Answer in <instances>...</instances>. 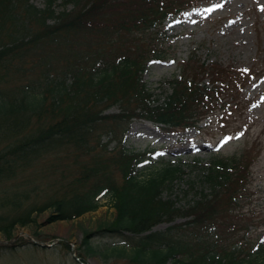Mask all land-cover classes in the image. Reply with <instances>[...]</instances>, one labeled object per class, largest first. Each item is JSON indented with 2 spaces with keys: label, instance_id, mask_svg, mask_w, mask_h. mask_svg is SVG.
Instances as JSON below:
<instances>
[{
  "label": "trees",
  "instance_id": "trees-1",
  "mask_svg": "<svg viewBox=\"0 0 264 264\" xmlns=\"http://www.w3.org/2000/svg\"><path fill=\"white\" fill-rule=\"evenodd\" d=\"M28 1L0 0V188L12 181L17 188L0 205L19 215L0 227L6 240L14 225L35 223V212L48 211L50 223L70 221L97 210L105 197L115 217L83 232L76 254L83 262L100 255L126 264H264V245L246 241L255 222L245 212L255 158L249 152L214 155L202 181L209 194L178 209L163 193L181 178L180 166L166 163L141 179L142 155L108 151L101 141V130L119 141V125L132 120L167 133L197 127L208 116L224 126L241 120L246 80L231 67L188 58L162 101L141 81L149 62L168 58L165 19L194 0H62L71 9L59 13L54 0L44 9ZM114 106L120 112L107 114ZM45 180L38 193L36 182ZM32 195L42 202L24 207ZM178 217L188 220L153 231ZM106 238L125 245L95 248L93 240ZM21 244L35 247L20 240L0 251Z\"/></svg>",
  "mask_w": 264,
  "mask_h": 264
},
{
  "label": "rangeland",
  "instance_id": "rangeland-1",
  "mask_svg": "<svg viewBox=\"0 0 264 264\" xmlns=\"http://www.w3.org/2000/svg\"><path fill=\"white\" fill-rule=\"evenodd\" d=\"M47 0H29L28 3L38 9L46 7ZM56 13L70 10L62 0L53 1ZM264 0H194L191 7L179 14L168 16L162 26L166 41L165 60L147 64L141 81L152 94L153 100L162 101L169 93V82L180 76L179 66L188 58H195L207 65L217 64L223 68L231 67L245 75V84L241 97L247 106L241 111L238 124H216L215 118H206L197 128L187 131L167 133L161 125L145 120H132L120 124L119 141L112 139V133L101 130V141L107 144V150L120 147L125 151L142 155L143 159L136 166L141 179L166 163L180 166L183 174L173 182L170 190L163 193V198L171 200L178 209H185L198 201L202 194H209V188L202 183L206 167L214 155L231 157L249 152L253 162L250 167L248 194L249 203L245 212L255 219L254 225L246 234V241L264 245ZM15 85H9L7 91ZM10 94V93H9ZM243 100V101H244ZM243 107V105H241ZM120 110L112 107L106 113L117 114ZM230 128H235L233 131ZM232 131V132H231ZM122 135V136H121ZM231 138V139H228ZM227 139V143L224 141ZM1 147V145H0ZM245 151V152H244ZM252 161V160H251ZM19 182V181H18ZM6 190L0 188V199L11 198L15 181L6 183ZM38 189L46 186L37 181ZM31 189V187H27ZM1 192H5L4 198ZM39 195V194H38ZM14 196V194L12 195ZM40 197V196H39ZM15 198V197H13ZM41 198H32L24 207L32 203H41ZM97 210L86 213L70 221L48 222L49 212L32 214L35 223L25 226L16 224L10 229L11 243L20 240L35 244H21L12 249L0 251V264H126L125 260L108 258L100 255L85 258V262L76 256L80 252L83 232H94L100 226L113 221L115 209L109 198H101ZM8 207H1L0 227L10 223L13 217ZM188 218L178 217L171 223H159L153 231H165L173 224L183 223ZM27 233L30 238L24 236ZM6 240L0 232V241ZM124 246L121 239L93 240L96 248L106 242ZM59 243H66L69 249ZM40 244L44 246H40ZM1 245V244H0ZM37 245V246H36ZM101 244L99 249L101 250Z\"/></svg>",
  "mask_w": 264,
  "mask_h": 264
},
{
  "label": "water",
  "instance_id": "water-1",
  "mask_svg": "<svg viewBox=\"0 0 264 264\" xmlns=\"http://www.w3.org/2000/svg\"><path fill=\"white\" fill-rule=\"evenodd\" d=\"M26 237H27V234L25 233ZM17 239V237H14L11 241H8V242H5V241H0V244H10L11 242L15 241ZM39 244V243H37ZM40 246H44L42 244H40Z\"/></svg>",
  "mask_w": 264,
  "mask_h": 264
},
{
  "label": "snow or ice",
  "instance_id": "snow-or-ice-1",
  "mask_svg": "<svg viewBox=\"0 0 264 264\" xmlns=\"http://www.w3.org/2000/svg\"><path fill=\"white\" fill-rule=\"evenodd\" d=\"M261 10L264 11V8H262ZM228 139H231V138H228ZM224 143H227V139L224 141Z\"/></svg>",
  "mask_w": 264,
  "mask_h": 264
}]
</instances>
